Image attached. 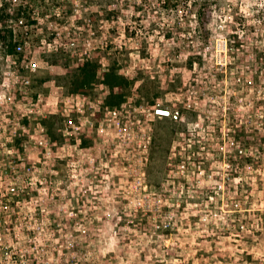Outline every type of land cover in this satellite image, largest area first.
Wrapping results in <instances>:
<instances>
[{
  "label": "rangeland",
  "instance_id": "1",
  "mask_svg": "<svg viewBox=\"0 0 264 264\" xmlns=\"http://www.w3.org/2000/svg\"><path fill=\"white\" fill-rule=\"evenodd\" d=\"M26 4L0 0V264H264V0Z\"/></svg>",
  "mask_w": 264,
  "mask_h": 264
},
{
  "label": "trees",
  "instance_id": "2",
  "mask_svg": "<svg viewBox=\"0 0 264 264\" xmlns=\"http://www.w3.org/2000/svg\"><path fill=\"white\" fill-rule=\"evenodd\" d=\"M44 1L45 0H27V4L25 7L30 8V6H34L38 8L39 3H43ZM172 1L173 0H161L162 4L164 5H169ZM55 5L56 4L53 2L52 6ZM29 23H31V25L34 24V22H29ZM16 46L17 45H15V47ZM187 63L191 67L193 63L192 59L187 61ZM69 67L71 66L69 65ZM96 73H97V65L92 60L91 61L86 60L81 64H77L76 68L73 71V75H74L73 78L80 80L78 81L80 84L79 91H83L81 90L82 87L87 86L94 81L96 77ZM103 78L111 92V96L109 98L121 100L123 94H118L117 96H113V93L118 89L119 84L122 80L121 76L117 74L116 70L112 66H107V68H105V72L103 73Z\"/></svg>",
  "mask_w": 264,
  "mask_h": 264
},
{
  "label": "built area",
  "instance_id": "3",
  "mask_svg": "<svg viewBox=\"0 0 264 264\" xmlns=\"http://www.w3.org/2000/svg\"><path fill=\"white\" fill-rule=\"evenodd\" d=\"M16 50L21 51L22 46L20 44H17ZM154 113H155L156 117H158V118H170L173 120H178L179 116H180L178 111H170V110H168L164 107H161L159 105H157V107L154 108Z\"/></svg>",
  "mask_w": 264,
  "mask_h": 264
}]
</instances>
